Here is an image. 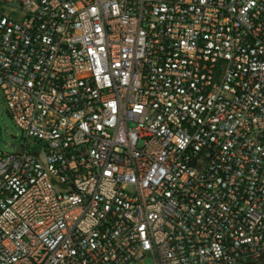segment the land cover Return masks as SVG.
I'll return each instance as SVG.
<instances>
[{
	"label": "built area",
	"instance_id": "1",
	"mask_svg": "<svg viewBox=\"0 0 264 264\" xmlns=\"http://www.w3.org/2000/svg\"><path fill=\"white\" fill-rule=\"evenodd\" d=\"M0 91V264H264V0H0Z\"/></svg>",
	"mask_w": 264,
	"mask_h": 264
},
{
	"label": "rangeland",
	"instance_id": "2",
	"mask_svg": "<svg viewBox=\"0 0 264 264\" xmlns=\"http://www.w3.org/2000/svg\"><path fill=\"white\" fill-rule=\"evenodd\" d=\"M25 135L16 127L12 121L2 92L0 91V155L13 153V145H20L24 141ZM138 264H153L152 259L147 258Z\"/></svg>",
	"mask_w": 264,
	"mask_h": 264
},
{
	"label": "water",
	"instance_id": "3",
	"mask_svg": "<svg viewBox=\"0 0 264 264\" xmlns=\"http://www.w3.org/2000/svg\"><path fill=\"white\" fill-rule=\"evenodd\" d=\"M14 146H12V148H13ZM22 151V148L21 147H19L18 148V152H21Z\"/></svg>",
	"mask_w": 264,
	"mask_h": 264
}]
</instances>
